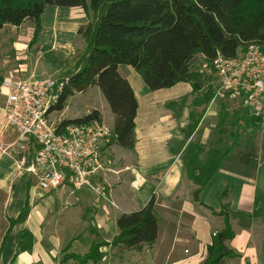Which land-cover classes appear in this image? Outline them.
Listing matches in <instances>:
<instances>
[{
    "label": "crops",
    "instance_id": "obj_1",
    "mask_svg": "<svg viewBox=\"0 0 264 264\" xmlns=\"http://www.w3.org/2000/svg\"><path fill=\"white\" fill-rule=\"evenodd\" d=\"M46 28L43 25L42 36L35 45L38 50L46 43L43 39ZM49 39L47 44L53 50L55 44L52 40L55 38ZM125 66H119V72L130 82L139 103L136 143L131 150L116 143L103 149V169L93 182L103 188V196H96L106 199V202L98 201L93 207L94 200L98 198L87 188L73 191L66 185L49 192L40 189L36 193V201L31 203L27 220L13 228L0 251V264H56L54 240L59 236L57 238L55 233L65 232L68 226L61 227L60 223L56 228L54 219L49 217L52 212L47 210L45 203L52 205L53 209L58 205H68L73 209L92 205L94 230L102 233L103 240H106L118 233L115 222L120 215L142 208L152 196L156 198L155 207L161 217L158 239L152 248L153 261L156 264H204L207 246L214 233L224 227V219L216 209L218 204L214 206L210 200L211 186L219 176L220 189L215 192V202H219L218 192L223 183L228 185L229 194L223 205L227 206L235 231V237L228 246L238 254L229 264H264V138L259 140L255 136L246 141L243 136L242 142L239 134L231 133L226 153L235 139L236 144L227 153L225 162L218 163L217 148L222 129L219 130L220 123L217 122L216 100H222L221 95L218 97L212 89L210 92L212 87L209 85L194 90L186 82L152 91L132 67ZM13 75L0 68V190L4 194L0 193V200L4 199L3 203L0 201V208L3 206L7 226L0 249L9 228V219H15L25 206L22 197L21 201L20 197L17 199V190L25 185L26 177H29L30 190L34 186L25 169V155L23 158L20 156V150L25 153L27 147L16 143V137H11L12 131L10 134L6 122L9 84L16 79ZM159 93L161 95H154ZM144 100H148L145 111ZM168 103L170 107H166ZM179 103L181 107H178ZM157 105L161 110L156 109ZM244 106L246 113L239 117V124L264 125L261 116L251 115L246 103ZM205 118L210 119L209 124ZM196 189L200 190L197 202L193 199ZM16 200L19 202L17 207ZM13 206L15 208L9 216L8 210ZM208 207H215L216 214L211 213ZM46 226L51 236L44 244ZM65 239L59 240L64 244Z\"/></svg>",
    "mask_w": 264,
    "mask_h": 264
},
{
    "label": "trees",
    "instance_id": "obj_2",
    "mask_svg": "<svg viewBox=\"0 0 264 264\" xmlns=\"http://www.w3.org/2000/svg\"><path fill=\"white\" fill-rule=\"evenodd\" d=\"M49 7H78L91 17L78 30L86 44L84 53L74 72L62 81L63 88L51 111H63L70 97L98 86L115 115V137L110 144L130 150L136 143L139 103L119 66L132 67L152 91L182 82L199 90L205 84L204 75L193 69L198 55L211 63L218 54L235 57L254 43L264 50V0H0V30L6 25L19 27L31 21L34 30L30 48L38 42L43 31L42 16ZM95 118L102 119L98 109L82 118L63 120L62 125ZM155 204L156 198L152 196L142 208L123 213L116 221L118 233L111 241H94L87 253L65 254L62 262L99 264L106 246L139 254L152 249L161 219ZM29 213L28 200L19 215L9 219L0 251L13 228L24 223ZM218 214L224 219V227L214 233L204 264H229L238 256L228 246L235 231L227 206ZM69 248L71 243L64 251Z\"/></svg>",
    "mask_w": 264,
    "mask_h": 264
},
{
    "label": "rangeland",
    "instance_id": "obj_3",
    "mask_svg": "<svg viewBox=\"0 0 264 264\" xmlns=\"http://www.w3.org/2000/svg\"><path fill=\"white\" fill-rule=\"evenodd\" d=\"M42 20L44 27L47 28L44 30L43 34V39L46 43L41 46L40 50L35 48L36 44L28 48L34 30V25L31 21L27 20L19 27L6 25L2 30H0V68L12 72L14 74L13 78L16 79H50L56 84H60L66 77H68V75L74 72L76 62L84 53L86 44L83 37L78 33V30L80 27H85L89 21H91V17L87 16L82 8L49 7L43 14ZM59 22L62 24L59 25ZM50 37L55 38L52 40L53 44H55V48L53 50H51L50 45L47 44ZM125 67L132 69L130 66ZM193 69L201 72L204 75V84L211 85L213 92L215 91L218 93L217 79L210 62L206 61L202 55H198L193 64ZM203 94H205L204 91ZM154 95H161V93ZM220 95L222 100H216L218 113L217 122L220 123L219 130L222 129L219 134L220 141L218 142L217 148L218 163L225 162L227 155L226 148L228 147V144H230L231 133L239 134V138L241 139L244 136V140L246 141L249 139L252 140L255 136L257 138L259 137V140L264 138V125L257 127L255 124L250 126L239 124V117L246 113V107L244 106L245 100L243 97L234 96L228 92L218 93V97H220ZM147 101L148 100H144L143 111H145ZM178 105V107H181V103ZM166 107H170V103L166 104ZM172 107H174V105H172ZM94 109L100 110L103 113L104 121L114 128L115 115L98 86H94L85 92L76 93L74 96L70 97L67 101L65 109L61 112L53 113V117L56 119L73 120L88 115ZM156 109L161 110V106L157 105ZM247 109H249L251 115L255 116L251 108ZM244 117L246 118V116ZM260 118L263 120L264 116H261ZM209 120L210 119L207 118L206 123L209 124ZM7 127L9 128L10 134L12 131L11 137H17L14 129L8 125ZM242 142H244L243 139ZM24 155L26 169V167L30 165L34 159V151L26 149V152L24 153L20 150V156L23 158ZM244 168L245 167H242L241 169ZM29 176L32 178L31 180L34 184V186H32V190H30L31 186H28L29 177H26L25 185L17 190L16 197L17 199L20 197V201L22 197V202L25 201V205L29 200L31 210V203L36 201V193L40 191V188L37 186V178L32 175ZM220 181L221 177L219 176L216 179V182L211 186L210 190V200L213 204H215L214 206L218 204L216 206V209L218 210L225 209L226 206H223V203L227 200V196L229 194L228 185H224L223 183V188L220 192H218L217 199L219 202H215V192L220 189ZM197 190L198 189L194 190L193 197ZM0 193L3 194V191L0 190ZM92 195H95L94 197H96V199L98 198L96 196L98 195L96 192ZM3 200L4 199L1 198V203H3ZM98 201L106 202V199L98 198V200H94L93 204L95 205H93V207H96ZM17 202L18 201L16 200V207L19 203ZM45 206L48 211L49 209L51 210L52 214L49 217L51 220L52 218L54 219L56 228H59L60 223L62 224L61 227L68 226V229L65 232L62 233L61 231V233H55L57 238L59 236L57 240H54V244L57 247L56 264H81L74 260L62 262V258L65 254L75 253L83 255L87 253L94 241H111V238L103 240L104 237L102 233L100 234L94 230V210L92 205H83L80 209L78 207L73 209V207H69L68 205L66 207L58 205L56 206L57 209H55V207L53 209V207H51L52 205L50 206L47 203H45ZM13 208H15V206L8 210L9 216L11 215L10 211ZM214 208H212L211 213L216 214L217 210ZM79 213L82 214L79 215ZM183 224L185 225V222ZM6 227L4 209L2 206V208H0V242ZM115 227L118 232L116 222ZM47 229L48 226L45 227L43 232L45 234L43 235L44 244L47 243L49 236H51V233L48 232L50 230ZM182 233L188 232L182 231ZM62 237L66 238L64 244H62V240H59ZM36 238L38 237L36 236ZM78 238L80 240L77 242ZM69 243H71V248L65 252L64 249ZM102 250L104 252V257L106 256V258L99 264H156L152 258V249H147L140 254L133 251L121 252L118 249H112L110 246L103 247Z\"/></svg>",
    "mask_w": 264,
    "mask_h": 264
},
{
    "label": "built area",
    "instance_id": "obj_4",
    "mask_svg": "<svg viewBox=\"0 0 264 264\" xmlns=\"http://www.w3.org/2000/svg\"><path fill=\"white\" fill-rule=\"evenodd\" d=\"M218 93L243 97L255 115L264 116V50L251 44L235 57L218 54L211 62ZM63 83L50 79H15L9 84L6 122L16 132V143L34 151L26 167L43 191L69 185L73 191L87 188L103 196L93 182L103 169L102 153L115 137L103 119L62 125L53 117ZM25 163V162H24Z\"/></svg>",
    "mask_w": 264,
    "mask_h": 264
},
{
    "label": "water",
    "instance_id": "obj_5",
    "mask_svg": "<svg viewBox=\"0 0 264 264\" xmlns=\"http://www.w3.org/2000/svg\"><path fill=\"white\" fill-rule=\"evenodd\" d=\"M199 189L194 193V197H193V199H194V201L195 202H197L198 201V198H199Z\"/></svg>",
    "mask_w": 264,
    "mask_h": 264
}]
</instances>
